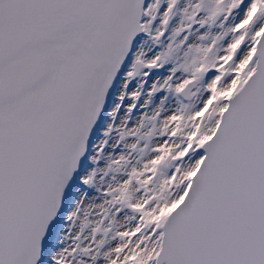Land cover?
<instances>
[{"label": "snow or ice", "instance_id": "1", "mask_svg": "<svg viewBox=\"0 0 264 264\" xmlns=\"http://www.w3.org/2000/svg\"><path fill=\"white\" fill-rule=\"evenodd\" d=\"M0 264H264V0H0Z\"/></svg>", "mask_w": 264, "mask_h": 264}, {"label": "rangeland", "instance_id": "2", "mask_svg": "<svg viewBox=\"0 0 264 264\" xmlns=\"http://www.w3.org/2000/svg\"><path fill=\"white\" fill-rule=\"evenodd\" d=\"M230 94V93H229Z\"/></svg>", "mask_w": 264, "mask_h": 264}]
</instances>
